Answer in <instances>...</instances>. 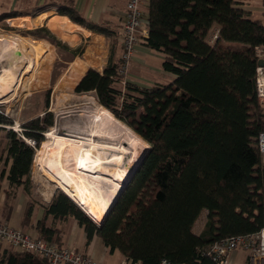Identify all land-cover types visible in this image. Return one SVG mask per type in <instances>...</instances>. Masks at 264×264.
<instances>
[{"label":"trees","instance_id":"obj_1","mask_svg":"<svg viewBox=\"0 0 264 264\" xmlns=\"http://www.w3.org/2000/svg\"><path fill=\"white\" fill-rule=\"evenodd\" d=\"M51 7L59 16L108 41L102 71L88 68L75 93H94L97 103L149 148L100 226L61 191L54 193L49 204L41 205L45 217H71L84 230L87 246L98 237L110 254L118 252L140 264H158L162 259L176 264H214L201 255L204 247L258 232L264 218V167L256 142L264 131V108L256 98L254 49L264 47V23L251 19V11L236 0H150L148 34L142 45L164 56L161 70L174 78L150 87L127 82L123 92L116 88L122 51L119 33L82 18L71 3L36 10ZM21 15L2 12L0 22ZM213 30L217 38L210 43L207 36ZM29 35L46 40L58 52L77 51L46 26ZM222 42L242 47L232 50ZM36 53H42L40 47ZM12 126L0 110V146L4 140L0 181L8 184L5 220L16 190L30 194L35 150L53 121L51 116L37 117L22 124L19 132ZM45 147L46 142L37 151ZM34 206L29 200L27 216ZM203 211L206 221L197 235L194 227ZM42 223H38L39 235L48 238L54 230ZM0 264L46 262L3 248Z\"/></svg>","mask_w":264,"mask_h":264},{"label":"rangeland","instance_id":"obj_2","mask_svg":"<svg viewBox=\"0 0 264 264\" xmlns=\"http://www.w3.org/2000/svg\"><path fill=\"white\" fill-rule=\"evenodd\" d=\"M236 1L241 3V7L243 9L251 11V19L259 20L264 23V0ZM4 6H10V1L5 2ZM143 15L144 18L148 16L146 9L144 10ZM36 17L39 16H35L33 18V13H30L26 17L18 16L0 22V56L3 54L0 57V77H4V85H0V110L11 119L13 123V130L18 132L22 131V124L32 119L51 116L53 126L48 128L47 131L43 133L44 142L42 143L46 142L47 147L48 141L52 142V149L53 151H56L58 149V144L61 141L58 139L60 137L72 138L71 136L77 135L87 137V135H89L88 131L80 132L79 129L83 130V128L88 127V123H90V120L93 118L92 116L98 117V109L95 106L96 104H99L96 101L94 93L76 94L74 91L79 81L76 80V76L80 72L83 73L88 66V61H86V58H83L84 38H81V43H78V40L76 42H70L69 40H65L66 37L67 39L70 37V31L64 32L57 27L52 28L49 25L48 28L52 30L56 36L58 35V37H62V40L71 49H77L75 54L65 51L58 52L55 47L46 40L35 39L29 35V32L35 29L36 25L37 28L45 26L44 24L46 21L38 24L37 21L39 19ZM213 33L214 30L207 36V40H209L210 43L213 42L211 38ZM4 43L7 45L5 44L6 46H3ZM222 46L232 50H238L242 47L241 44L235 42H222ZM3 47L5 48L3 49ZM39 47L42 53L35 54V50ZM34 54L37 57L35 58L33 64L30 65ZM153 59L154 61L151 63L153 67H156V71L149 70L150 74H147L140 69L141 67L138 66L139 68L137 67V69L141 70L143 74H147L150 78L158 80L160 79L158 71L161 70V60L160 58L158 60L155 58ZM133 67L135 66L131 62L129 72L126 76V83L129 82L128 75L132 71ZM126 83L122 84L119 78L116 88L124 92ZM123 125L127 127L125 124ZM127 128L131 131V133L128 134L132 139V142L135 143V147L131 145L129 153L124 155L122 164L120 165V170L122 172L127 171L124 174L125 176L121 178L123 183L125 178L138 165L140 159L149 148L147 143L137 136L129 127ZM77 132L83 134H78ZM49 133L54 135L53 139L48 135ZM95 140L97 141L98 139ZM42 143H40L39 147L35 150V155L36 151L41 148ZM1 144L0 150L3 147L4 140ZM66 147L69 151L73 152V155L77 154L86 159L89 158L88 154L90 156L89 146H81L66 141ZM137 147L141 149V152L139 153L138 158L135 159L138 151ZM35 155L31 167V195L35 199H38L39 193H43L48 189L55 190V192H63L61 189L56 188L54 183L48 180L40 166L37 165L38 162H35ZM93 159L94 158H90L89 162ZM76 161L77 160L72 156L67 157L64 161V167L68 172H70L69 174H71L74 180H78L79 172L81 171L82 166L86 164V162L76 163ZM98 161H96L98 164L96 166L97 171L109 169L107 166L102 167ZM107 178L108 182L103 184L104 191L109 186L116 188L113 182L114 177L108 175ZM112 197V195L109 196L107 200L109 204ZM205 221L206 214L202 213L196 223V228L200 230ZM3 248H8L9 250L14 251L4 244H0V250ZM86 249L92 258L101 264H120V261L123 259L118 252L110 254L98 237H94ZM245 256L246 251L241 249L235 251L231 255V257L235 259L234 264H245ZM231 263L230 258V264Z\"/></svg>","mask_w":264,"mask_h":264},{"label":"crops","instance_id":"obj_3","mask_svg":"<svg viewBox=\"0 0 264 264\" xmlns=\"http://www.w3.org/2000/svg\"><path fill=\"white\" fill-rule=\"evenodd\" d=\"M7 1H10V6L5 7L4 5ZM70 3L82 18L94 24H104L109 26L119 33V28L123 22V13L125 10L126 0H0V13L7 11H18L23 12L24 15L21 16L24 17L28 16L30 13H33V18L35 16H39L36 17L39 19L37 21L38 24L40 22L46 21L44 25L47 28L50 25L51 20L60 19L57 28L64 32H71L70 42H76L78 40V43H81V38H84L83 58H86V61H88L87 68H93L98 71H102L108 56V41L103 35L92 33L89 30L72 23L67 17L59 16L56 13V9L54 7L44 11L36 10L37 8L47 5H63ZM145 9L147 10V7L143 8V12ZM36 26L35 28H37ZM50 31L52 32V30ZM52 33L55 34L54 32ZM216 34V31H214L212 37ZM59 38L62 40V37ZM153 58L156 60L160 58V62L162 63L164 56L161 53L150 51L142 44L135 48V53L132 59V64L135 67H133L132 71L128 75V80L130 83L141 87H150L154 84H165L173 80V75L164 73L162 70L158 71L160 75V79L158 80L147 76V74H150L149 70H157L156 67H153L151 63L154 61ZM138 66L141 67L140 69H142V71L147 74H143L141 70L137 69ZM85 71L83 73L80 72L76 76V78L78 77L77 80L81 79ZM7 189V182L5 180L0 181V221L6 222L8 226L18 229L30 235L31 237L42 238L59 247L73 246L82 252L89 253L86 249L87 245L85 232L81 227L78 226L75 219L71 217L56 219H54L52 216L45 217L41 205H47L50 203L55 190H45V192L39 193L38 199H35L31 195V192L29 195H26L22 188H18L16 190V197L14 201L10 204V208L6 209L7 219L5 220L4 201L5 191ZM29 200H33L35 202V206L32 209L30 216H27ZM202 213L206 214L205 211ZM40 222H43L42 224L45 227L54 230V233L51 236H48V238L39 235L37 228L39 226L38 223ZM203 227L198 230L195 224L194 233L199 235L202 232ZM231 262V264H234L235 262V259L232 257Z\"/></svg>","mask_w":264,"mask_h":264},{"label":"bare ground","instance_id":"obj_4","mask_svg":"<svg viewBox=\"0 0 264 264\" xmlns=\"http://www.w3.org/2000/svg\"><path fill=\"white\" fill-rule=\"evenodd\" d=\"M59 22L60 19H53L50 21V26L56 28ZM66 40L71 41V38L69 37L67 39L66 37ZM5 44L6 43H4L3 46L7 45ZM4 48L5 47H3V49ZM0 85H4V77H0ZM95 107L98 109V117L92 116L93 118L90 120V123H88V127L83 128V130L79 129L80 132L88 131L89 135H87V137L77 134V136H71L72 138L60 137L58 139L61 141L56 151L52 149L53 143L48 141V145L44 150L36 151L35 162H38L37 165L40 166L48 180L55 184L56 188L61 189L90 219L99 224L107 214L109 206L107 200L109 196H113L111 199L112 201L123 183L121 178L125 176L124 174L127 171L122 172L120 170V165L122 164L124 155L129 153L131 145L135 147V143H133L132 139L129 137L131 131L127 127L117 121L108 110L97 104ZM48 135L51 136L52 139L54 138L52 133ZM95 139H98L100 142ZM66 141L81 146H89L91 157L89 154L88 159L77 154H74V156L73 152L67 149ZM137 148L138 151L135 159L138 158L141 152V149L139 147ZM71 156L77 160L76 163L86 162L79 172L78 180H74L71 174H69L70 172L64 167L65 159ZM90 158L94 159L89 162ZM96 161H98L102 167L107 166L109 169L97 171L96 166L98 164ZM105 175L114 177L113 182L116 188L109 186L104 191L103 184L108 182V178Z\"/></svg>","mask_w":264,"mask_h":264},{"label":"built area","instance_id":"obj_5","mask_svg":"<svg viewBox=\"0 0 264 264\" xmlns=\"http://www.w3.org/2000/svg\"><path fill=\"white\" fill-rule=\"evenodd\" d=\"M150 0H126L123 13V22L119 28V41L122 46L121 64L118 69L120 82L126 83V76L132 62L135 48L142 44L147 37V21L143 15V8L148 7ZM217 38L212 37V41ZM256 62H264V47L254 49ZM255 90L257 103L264 108V65L255 68ZM30 146L34 142L27 141ZM257 149L260 162L264 167V131L257 137ZM0 243L18 251L29 253L38 259L45 260L46 264H101L96 262L89 253L77 248L59 247L53 243L45 242L40 238L30 235L0 222ZM246 251L245 264H264V218L258 232L245 236H233L207 245L201 250L203 257L209 258L214 264H230L231 255L237 250ZM120 264L133 263L125 258ZM158 264H176L167 259H162Z\"/></svg>","mask_w":264,"mask_h":264},{"label":"water","instance_id":"obj_6","mask_svg":"<svg viewBox=\"0 0 264 264\" xmlns=\"http://www.w3.org/2000/svg\"><path fill=\"white\" fill-rule=\"evenodd\" d=\"M257 65H264V62H263V61H258V62H257ZM142 159H143V157L140 159L139 163L142 161ZM139 163H138V164H139ZM137 166H138V165H137ZM137 166H136V167H137ZM136 167H135V168H134V169L128 174V176L125 178L124 183H123L122 186L119 188V190H118L116 196L113 198V200H112L111 203L109 204L108 210L111 208V206H112V205L114 204V202L116 201V199H117L118 195L120 194V192H121V190H122L124 184L128 181L129 177L133 174V172H134V170L136 169ZM101 223H102V222H100V223L97 224V225L100 226Z\"/></svg>","mask_w":264,"mask_h":264}]
</instances>
